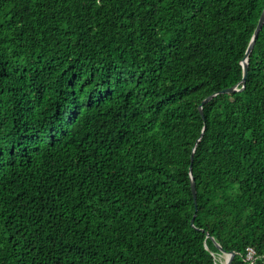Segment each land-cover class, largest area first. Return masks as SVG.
<instances>
[{
  "label": "trees",
  "instance_id": "trees-1",
  "mask_svg": "<svg viewBox=\"0 0 264 264\" xmlns=\"http://www.w3.org/2000/svg\"><path fill=\"white\" fill-rule=\"evenodd\" d=\"M263 9L0 0V264H264Z\"/></svg>",
  "mask_w": 264,
  "mask_h": 264
},
{
  "label": "water",
  "instance_id": "water-1",
  "mask_svg": "<svg viewBox=\"0 0 264 264\" xmlns=\"http://www.w3.org/2000/svg\"><path fill=\"white\" fill-rule=\"evenodd\" d=\"M263 24H264V9L258 18L257 24H256L255 29L253 31V34L251 36V39L247 45L244 56L241 60V65H242V77L240 80L241 87L232 86V87L224 88V89H221V90H219V91H217L211 95H208L204 99H202V101L198 105V111H199L201 117H203V111H202L203 104L208 102L213 96H215L216 94H219V93H231V92H235V91H240L244 88V83H245V79H246V75H247V71H248L249 55L253 49L256 37H257L259 31L261 30ZM193 151H194V148L192 149V152L190 154L189 174H190L191 192H192V196H193V200H194L195 210H197L196 209V188H195V183H194L193 177L191 175V163H192V159H193ZM194 216H195V214L193 215V217L190 221L192 226H193ZM212 240H213L215 246L217 247L219 254H226V258H225L224 262L220 263V264H230V262L232 261V258L234 257L235 252L234 251H226L217 241L214 240V238H212ZM213 256H214V254H213Z\"/></svg>",
  "mask_w": 264,
  "mask_h": 264
},
{
  "label": "built area",
  "instance_id": "built-area-1",
  "mask_svg": "<svg viewBox=\"0 0 264 264\" xmlns=\"http://www.w3.org/2000/svg\"><path fill=\"white\" fill-rule=\"evenodd\" d=\"M246 258L250 261V263H253L255 261L254 251L250 247L247 248Z\"/></svg>",
  "mask_w": 264,
  "mask_h": 264
},
{
  "label": "bare ground",
  "instance_id": "bare-ground-1",
  "mask_svg": "<svg viewBox=\"0 0 264 264\" xmlns=\"http://www.w3.org/2000/svg\"><path fill=\"white\" fill-rule=\"evenodd\" d=\"M217 255H219V256H218V261H219V263H223L224 260H225V258H226V254H219V253H218ZM217 255H215V257H216Z\"/></svg>",
  "mask_w": 264,
  "mask_h": 264
},
{
  "label": "rangeland",
  "instance_id": "rangeland-1",
  "mask_svg": "<svg viewBox=\"0 0 264 264\" xmlns=\"http://www.w3.org/2000/svg\"><path fill=\"white\" fill-rule=\"evenodd\" d=\"M218 256H219V255H217V256L215 257L217 261H218ZM218 262H219V261H218Z\"/></svg>",
  "mask_w": 264,
  "mask_h": 264
}]
</instances>
